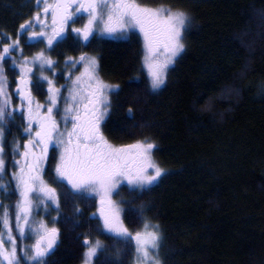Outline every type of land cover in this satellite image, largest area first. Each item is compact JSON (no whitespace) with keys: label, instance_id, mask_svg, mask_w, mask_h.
<instances>
[{"label":"trees","instance_id":"1","mask_svg":"<svg viewBox=\"0 0 264 264\" xmlns=\"http://www.w3.org/2000/svg\"><path fill=\"white\" fill-rule=\"evenodd\" d=\"M142 2L171 4L192 17L185 51L160 90H150L137 34L131 40L98 39L83 49L100 57L106 83L121 85L119 95L110 97L105 135L116 145L149 136L158 145L154 159L169 173L151 192L135 197L134 204H121L124 223L137 227L131 209L143 206L145 215L161 225L167 264H264V0ZM35 11V0H0V32L14 35ZM39 48H25L24 54ZM79 51L69 42L52 56L62 68L64 56ZM8 80L13 92L15 75L8 73ZM33 95L43 102L46 92L33 89ZM22 124L17 115L6 125L8 141L20 138ZM53 167L50 160L46 179ZM58 191L68 222L57 225L62 237L50 264H80L76 237L82 240V234L108 249L101 261L107 256L132 264L131 250L118 256L123 245L98 230L95 198ZM114 199L133 197L123 186ZM0 200L15 203L14 196L2 193ZM75 206L81 215H74ZM73 222L80 226L73 228Z\"/></svg>","mask_w":264,"mask_h":264},{"label":"snow or ice","instance_id":"2","mask_svg":"<svg viewBox=\"0 0 264 264\" xmlns=\"http://www.w3.org/2000/svg\"><path fill=\"white\" fill-rule=\"evenodd\" d=\"M35 8L14 35L0 32V193L15 197L14 204L0 200V264H50L62 237L57 225L68 222L61 215L58 188L82 199L98 198V230L123 245L118 256L131 250L132 264H167L161 225L141 206L131 209L130 219L138 226L129 227L121 204H134L135 197L151 192L169 173L154 159L158 145L149 136L116 145L105 135L110 97L119 95L121 85L106 83L100 57L83 49L105 37L131 40L138 32L143 68L155 92L166 85L170 67L185 51L191 15L181 7L142 0H35ZM69 42L81 51L64 56L61 68L52 53ZM39 45L38 51L24 54L25 48ZM8 73L15 75L13 92L8 91ZM60 78L64 83L57 85ZM33 89L46 91L43 103ZM13 97L18 104L13 105ZM17 115L23 121L20 138L8 141L6 125ZM50 160L53 175L46 179ZM124 185L133 199L118 202L113 197ZM73 212L82 214L79 206ZM79 226L73 222V228ZM82 235V240L76 237L80 264H123L107 256L101 261L108 249Z\"/></svg>","mask_w":264,"mask_h":264},{"label":"rangeland","instance_id":"3","mask_svg":"<svg viewBox=\"0 0 264 264\" xmlns=\"http://www.w3.org/2000/svg\"><path fill=\"white\" fill-rule=\"evenodd\" d=\"M140 38H141V41H142V46H143V38H142V36L137 32L136 33ZM104 39H113V40H123V39H126V38H123V37H121V36H112V37H105ZM40 47H43V45H39ZM143 56H144V48H143ZM173 66V65H172ZM171 66V67H172ZM170 67V68H171ZM145 72H146V74H147V71H146V69H145ZM63 83H64V80H63ZM63 83H58V81H57V85H59V84H63ZM45 86V89H46V87H47V85L45 84L44 85ZM46 92V91H45ZM45 97H46V95H45ZM45 97H44V99H45ZM15 101H16V104H18L19 103V101H18V99L17 98H15ZM43 102H44V100H43ZM42 102V103H43ZM5 180H7V177H5ZM124 186H126L127 187V185H124ZM96 199V201H97V212H96V217L98 218V216H99V211H98V209H99V203H98V198H95ZM113 199H114V197H113ZM37 219H39V217H37ZM25 243H31V241H25Z\"/></svg>","mask_w":264,"mask_h":264}]
</instances>
